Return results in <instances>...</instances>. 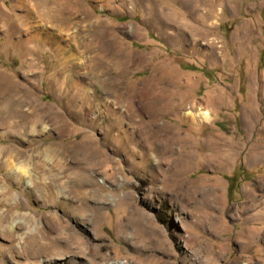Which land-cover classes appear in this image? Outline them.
<instances>
[{
  "label": "rangeland",
  "instance_id": "rangeland-1",
  "mask_svg": "<svg viewBox=\"0 0 264 264\" xmlns=\"http://www.w3.org/2000/svg\"><path fill=\"white\" fill-rule=\"evenodd\" d=\"M76 1L105 50L91 70L100 98L81 106L68 85L54 92L66 72L48 44L33 43L27 74L8 42L24 9L0 0V75L49 116L28 132L0 124V161L12 164L7 176L0 162V260L264 264V0ZM5 87L0 100L16 90ZM197 111L208 120L192 121ZM82 143L96 144L91 157Z\"/></svg>",
  "mask_w": 264,
  "mask_h": 264
},
{
  "label": "bare ground",
  "instance_id": "bare-ground-1",
  "mask_svg": "<svg viewBox=\"0 0 264 264\" xmlns=\"http://www.w3.org/2000/svg\"><path fill=\"white\" fill-rule=\"evenodd\" d=\"M13 2L14 5L24 9L22 14L24 20L23 28H20L19 26H13L11 28L8 42L9 44L23 51L21 66L27 70V74H35L34 72L30 71V68L32 67V61L28 57L29 52L32 50L33 43L42 42L45 43V45L48 44L60 57L62 63L61 65L64 66L63 68L66 72L63 81L61 80L59 82L60 85L54 89V92L57 93L60 87L63 85H68L71 88L69 99L75 103H77L76 100L80 102L79 106L82 104L89 105L93 100H98L100 96L98 94L99 90L97 85L102 83L99 81L101 78H98V73L101 71L97 73L96 71L91 70L97 69V67L103 68L102 62L105 57L103 58L101 53L104 49L101 47V45L96 46L98 41H95L96 43L93 40L92 42H89L90 39L88 40L87 36L90 32V22H88L89 19H86L88 17L87 13L81 12L82 7L79 5V3L76 0H55L49 4H43V0H13ZM191 3L192 2H189V4ZM189 6L190 5H188V7ZM2 11L4 10L2 6H0V14H2ZM74 13L78 14L74 15ZM64 17H72L76 20L73 23L70 21L67 22ZM90 33H92V31ZM193 41L196 43V39ZM95 47L97 54H91L92 56L89 55V52L92 50V48L95 49ZM105 78L106 77L103 79ZM0 83L5 85V88H16V90H12L0 100V124L8 126L9 124L14 123V125L21 127L24 132H28L34 131L37 127H39V124L43 122L44 118L49 117L41 112V104L36 100L32 93H29L30 91L27 92L26 85L24 83L18 82L17 84H14L4 78L2 75H0ZM0 94L3 95L4 91H1ZM26 105L28 106V109H23L26 107ZM51 111L52 112L48 115H51V117L55 120H60L59 113L53 110ZM187 115L192 121L203 120L206 122L209 118L206 112H188ZM119 129L120 128H118V130ZM121 132L123 136H126L127 132H125L123 128ZM158 132V129L151 131L150 128L141 129V133L145 135L147 134L149 138L152 137L151 134L155 136ZM117 137L119 138V134H117ZM146 139L148 140V137ZM96 147V144L89 143L88 145H85L82 143L75 148H77L82 154H86L87 156L91 157L95 153ZM7 151L8 149L0 148V154H9ZM129 152H131V155H133V148ZM182 159H188L190 161V157L188 155H183ZM0 162L8 170L7 176L10 175V166H12V164L6 159L1 160ZM15 167L16 166H14V168ZM15 171L17 172V175L18 173H21L20 169L18 168H15ZM79 175L80 184L82 188L88 190L87 194L90 197H94L96 200L103 198L99 188L94 187L90 175ZM105 197H108L107 194H105ZM71 240L72 239H70V241ZM73 242L77 243L75 239H73ZM48 245L49 243L47 242L44 244L41 243L37 245L36 250L47 251V248H49ZM201 260L202 258L199 255H196L193 263L199 262ZM0 264H3L1 260ZM204 264H207L206 261H204Z\"/></svg>",
  "mask_w": 264,
  "mask_h": 264
},
{
  "label": "trees",
  "instance_id": "trees-1",
  "mask_svg": "<svg viewBox=\"0 0 264 264\" xmlns=\"http://www.w3.org/2000/svg\"><path fill=\"white\" fill-rule=\"evenodd\" d=\"M228 189H229V187H228ZM227 194H229V190H227Z\"/></svg>",
  "mask_w": 264,
  "mask_h": 264
}]
</instances>
